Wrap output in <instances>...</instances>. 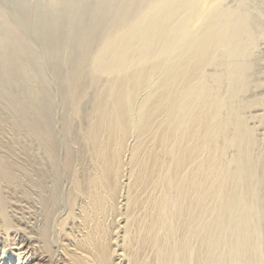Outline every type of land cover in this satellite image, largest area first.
<instances>
[{
    "label": "bare ground",
    "instance_id": "1",
    "mask_svg": "<svg viewBox=\"0 0 264 264\" xmlns=\"http://www.w3.org/2000/svg\"><path fill=\"white\" fill-rule=\"evenodd\" d=\"M0 264H264V0H0Z\"/></svg>",
    "mask_w": 264,
    "mask_h": 264
}]
</instances>
